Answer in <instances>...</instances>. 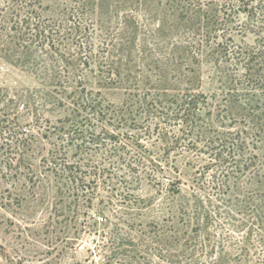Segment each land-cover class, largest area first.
<instances>
[{"label":"rangeland","instance_id":"374dc122","mask_svg":"<svg viewBox=\"0 0 264 264\" xmlns=\"http://www.w3.org/2000/svg\"><path fill=\"white\" fill-rule=\"evenodd\" d=\"M51 1L58 2L55 14L49 15L44 7H39L42 17L51 21L55 31L58 27L63 29L64 24L70 26L63 10L66 3ZM261 10L262 17L254 19L239 13L234 20L237 24L229 23L231 29L224 34L226 37L221 38L219 32L218 38L203 49L200 65L194 67L200 90L212 96L213 92L219 94L217 88L222 83L227 84L230 93L219 94L216 100L222 101V109L228 108L222 113L220 128H212L210 137L197 140L194 150L189 145L185 152L181 147L171 150L160 143L158 134L167 132L168 127L151 115L133 112V116L122 117L129 118L127 122L111 119L116 117L117 108L129 92L146 94L163 75L169 88L175 81L177 53L173 52V40L150 37L145 26L142 32L146 42L142 41V34L138 36L140 41L128 64V73L138 83L127 85V92L93 86L94 93L101 91L99 97H103L106 113L99 122L78 124L94 132V137L87 134L78 149L68 148L66 153L57 155L76 164L89 182L78 189L63 188L57 193L56 178L43 173L46 166L42 160L48 157L50 146L24 155V162L41 171L39 186L32 188L34 178L30 181V177L0 176V264H217L225 256L228 264L263 261L264 135L256 138L255 131L248 127V119L237 115L240 107L230 105L244 97L243 88H257L262 76L261 72L246 82L241 77L245 71L239 55L248 56L251 48L264 44V7ZM141 13L140 22L146 24L149 14ZM24 15L20 22L28 21L23 19ZM111 22L116 20L112 18ZM64 30L69 32L68 28ZM115 30L109 32L116 36ZM260 37L263 42L258 43ZM101 41L102 38L98 44ZM100 45L101 49H96L99 57L106 55ZM50 47L34 52L33 62L38 66L32 71L39 72L40 67L49 74L47 68L55 62L59 69L63 68L59 72L66 79L65 58L74 54V43L68 40ZM189 68L185 63L183 73H188ZM98 69L93 73L94 84L98 71L103 70ZM26 71L28 68L0 58V86L26 96L38 89L34 77L40 75ZM37 114L41 120L36 128L47 120L50 125L59 120L50 105H44ZM102 130L117 137L102 139L107 136ZM243 140L245 145L240 146ZM110 144L117 148V153L110 150ZM2 154L4 150L0 149V159H5ZM155 159L161 162V168L155 169L146 162ZM95 170L97 181L90 178ZM29 172L25 165L24 173ZM172 188L181 190V194H173ZM129 205L134 208L132 212Z\"/></svg>","mask_w":264,"mask_h":264},{"label":"trees","instance_id":"16d2710c","mask_svg":"<svg viewBox=\"0 0 264 264\" xmlns=\"http://www.w3.org/2000/svg\"><path fill=\"white\" fill-rule=\"evenodd\" d=\"M63 1L66 3L63 10L71 25L64 24L63 29L58 27L55 31L54 26L50 25L51 21L42 17L40 9L44 7V12L53 16L58 6L57 1L0 0V58L12 65L28 68V73L30 71L34 75L40 74L34 77L38 89L34 88L26 96L24 92L10 93L7 88L0 86V149L4 150L2 155H6L5 159L3 156L0 159V176H20L25 179L30 177V181L34 178L32 188L39 186L42 180L39 179L41 171L38 172L39 170L29 162H24V155L33 149L46 150V146H50L48 157L44 156L42 160L46 166L43 173L56 178L54 187L57 193L63 188L78 189L89 182L76 164L57 155L66 153L68 148L78 149L89 134V137H94V132H88L78 124L80 121L99 122L101 115L106 113L103 97H99L101 91L94 93L93 86L98 85L102 90L114 87L127 92V85L138 83L136 78L132 80L128 73V64L132 51L136 50L137 41H140L138 36L142 34V41L146 42V35L142 32L145 26L150 37L173 40V52L177 53V62L174 65L175 81L172 82V88H169L168 80H165L163 75L156 81L155 86L150 85L151 88H148L149 92L146 94L139 96L129 92L128 98L117 108L116 117H111L112 121L127 122L129 118L122 117H130L135 113L151 115L152 119H158L168 127L167 132L158 134L160 143L171 150L181 147L182 152H185L189 145L192 146L191 150H194L193 145L197 140L209 136L212 128H220V118H223L222 113L227 112L228 107L225 105L227 108L222 109L223 103L218 102L216 96H226L230 89L227 84L222 83L220 88H217L219 94L213 92L212 96H207L200 90L201 82L194 67H199L203 49L218 38V33H221V38H225L224 34L231 29L229 23L237 24L234 20L239 13H245L248 19L262 17L263 0ZM141 12L149 14L146 24L140 22ZM22 13H25L23 19L28 21L20 22ZM112 18L116 20L115 23L111 22ZM64 28H68L69 32ZM114 28L116 36L113 35L114 32H109L111 29L114 31ZM101 38L102 51L106 55L99 57L96 49H101L100 43L98 44ZM24 40L29 43L21 44L20 41ZM68 40L74 43L75 51L65 58L68 75L66 79H62L59 72L64 71L63 68L59 69L55 62L47 68L49 74L41 71L40 67L39 72L32 71L38 66L33 62L36 50L48 45L52 49L55 43L62 44ZM259 41L263 42V38L260 37L257 42ZM250 50L248 56L239 54L245 71L241 77L249 82L261 72L262 76L256 83L257 88H243L244 97L236 103L231 102L230 105L233 107V104H237L235 107H240L237 115L248 119V127H251L250 130L255 131V137L260 139L264 135V44ZM20 59L23 61L20 62ZM185 63L191 67L188 73H183L182 70ZM162 65H165V62ZM257 67L260 70H255ZM98 68L103 70L98 71L99 76L95 77L97 82L94 84L93 73L99 70ZM223 99L228 103L226 97ZM44 105H50L52 114L59 120L51 125L47 120L45 125L41 124L36 128L41 120L37 112ZM60 117L70 118L61 120ZM77 117L80 119L77 120ZM33 126L35 128L32 130ZM103 133L107 136L102 139L117 137L106 131ZM238 134L236 133L237 136ZM97 135L100 136V133ZM89 139L88 141H93V138ZM77 141L81 142L80 145L76 144ZM244 145L243 140L240 146ZM110 146V150L117 153V148L111 144ZM154 161L146 160L153 168H161V162L157 159ZM25 165L30 171L28 174L24 173ZM135 168L136 165L133 169ZM91 175L89 177H94L97 181L96 170ZM172 189L173 194H181V190ZM128 210L132 212L134 208L129 205ZM100 220L102 221V218ZM218 262L217 264H228L227 256ZM259 264H264V260Z\"/></svg>","mask_w":264,"mask_h":264}]
</instances>
